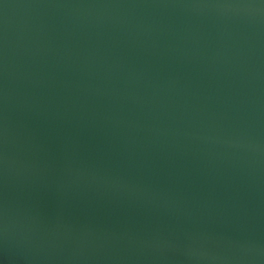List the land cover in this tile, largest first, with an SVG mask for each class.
Instances as JSON below:
<instances>
[{"label": "water", "instance_id": "water-1", "mask_svg": "<svg viewBox=\"0 0 264 264\" xmlns=\"http://www.w3.org/2000/svg\"><path fill=\"white\" fill-rule=\"evenodd\" d=\"M0 264H264V0H0Z\"/></svg>", "mask_w": 264, "mask_h": 264}]
</instances>
